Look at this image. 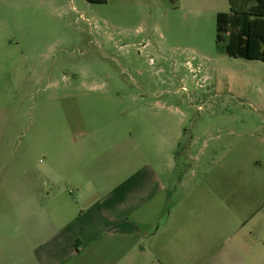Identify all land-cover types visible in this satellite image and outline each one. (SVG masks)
<instances>
[{
  "label": "rangeland",
  "instance_id": "obj_1",
  "mask_svg": "<svg viewBox=\"0 0 264 264\" xmlns=\"http://www.w3.org/2000/svg\"><path fill=\"white\" fill-rule=\"evenodd\" d=\"M219 14L0 0V185L121 169L126 205L168 190L180 262L264 264V62L217 47Z\"/></svg>",
  "mask_w": 264,
  "mask_h": 264
},
{
  "label": "crops",
  "instance_id": "obj_2",
  "mask_svg": "<svg viewBox=\"0 0 264 264\" xmlns=\"http://www.w3.org/2000/svg\"><path fill=\"white\" fill-rule=\"evenodd\" d=\"M186 4L197 12L230 11L228 0ZM120 161L126 168L124 155ZM122 173L88 170L52 176L43 167L29 173L21 190L0 185V264H185L178 258L176 225L170 233L164 234L167 226L158 233L164 218L170 225L178 217L168 211V190L161 187L154 200L146 197L126 205V191L105 182ZM52 187L57 188L45 194ZM155 227L157 232L150 234Z\"/></svg>",
  "mask_w": 264,
  "mask_h": 264
},
{
  "label": "trees",
  "instance_id": "obj_3",
  "mask_svg": "<svg viewBox=\"0 0 264 264\" xmlns=\"http://www.w3.org/2000/svg\"><path fill=\"white\" fill-rule=\"evenodd\" d=\"M86 1L90 4H105L108 0ZM228 1L230 13L218 15L217 47L231 56L264 62V0ZM228 20L235 29L233 37L226 44L224 24Z\"/></svg>",
  "mask_w": 264,
  "mask_h": 264
}]
</instances>
